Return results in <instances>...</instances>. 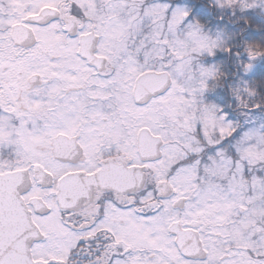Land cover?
<instances>
[{
    "label": "snow or ice",
    "instance_id": "6c2138e0",
    "mask_svg": "<svg viewBox=\"0 0 264 264\" xmlns=\"http://www.w3.org/2000/svg\"><path fill=\"white\" fill-rule=\"evenodd\" d=\"M0 264H264V0H0Z\"/></svg>",
    "mask_w": 264,
    "mask_h": 264
}]
</instances>
